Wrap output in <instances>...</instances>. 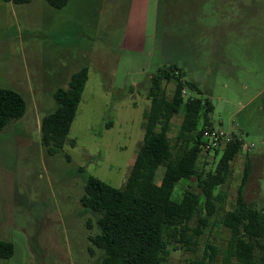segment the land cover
Listing matches in <instances>:
<instances>
[{
	"label": "rangeland",
	"instance_id": "obj_1",
	"mask_svg": "<svg viewBox=\"0 0 264 264\" xmlns=\"http://www.w3.org/2000/svg\"><path fill=\"white\" fill-rule=\"evenodd\" d=\"M69 2L61 10L46 0L10 7L9 29L0 32V56L12 57L14 90L27 102L25 116L0 132V216L10 218L18 254L27 250L32 264H96L101 252L91 254L89 238L98 233L97 217L81 204L86 178L125 185L144 137L151 77L163 66L178 65L212 102L213 127L243 140L232 176L217 191L226 195V210L235 206L248 162L245 199L263 209L264 0ZM84 67L90 79L69 141L50 156L41 141L43 117L57 108L54 93ZM134 82L136 91L128 92ZM174 90L167 86L170 96ZM182 112L172 122L173 141ZM218 160L215 152L201 156L199 170L207 173ZM189 185L201 194L196 178ZM186 189L180 182L175 198ZM219 220L192 251L178 246L165 264H225L230 232ZM207 245L218 250L213 261Z\"/></svg>",
	"mask_w": 264,
	"mask_h": 264
},
{
	"label": "trees",
	"instance_id": "obj_2",
	"mask_svg": "<svg viewBox=\"0 0 264 264\" xmlns=\"http://www.w3.org/2000/svg\"><path fill=\"white\" fill-rule=\"evenodd\" d=\"M31 1L12 0L15 5ZM69 1L46 0L58 10ZM89 79L90 69L84 67L71 76L67 88L54 93L57 108L41 123V141L48 155L59 154L67 145ZM171 83L175 90L170 96L167 86ZM185 90L190 92L188 97ZM201 95L197 83L187 81L178 65L159 68L151 77L144 137L127 182L117 188L95 176L86 178L81 204L86 213L97 217L98 233L89 238L91 254L95 253L94 248L101 252L96 264H165L173 250L192 251L216 218L230 232L225 264L234 259L238 264H264V208L258 209L245 199L250 163L246 164L232 210H226V195L217 192L232 176V163L243 149V140L233 135L231 143L215 151V157L219 156L215 168L207 173L199 170L202 132L214 128V106ZM182 109L183 122L173 141L172 122ZM26 112L27 102L22 94L0 87V132L22 119ZM162 168L158 184L156 178ZM193 178L197 179L201 194L190 190ZM180 182L188 189L181 199H176ZM194 221L196 226L192 227ZM209 250L213 261L218 250L207 245L206 255ZM14 252L12 242L0 241V259H8Z\"/></svg>",
	"mask_w": 264,
	"mask_h": 264
},
{
	"label": "crops",
	"instance_id": "obj_3",
	"mask_svg": "<svg viewBox=\"0 0 264 264\" xmlns=\"http://www.w3.org/2000/svg\"><path fill=\"white\" fill-rule=\"evenodd\" d=\"M33 0L26 4L32 5ZM70 3V2H69ZM69 5V4H68ZM12 0H0V32L7 31L9 29L8 10L10 7H15ZM15 9V8H13ZM1 46V45H0ZM1 49V48H0ZM15 74L12 65V57L9 55L0 56V87L5 89L15 88ZM45 80L41 83V86L45 87ZM140 83H132L126 85L125 88L128 92H135L137 85ZM47 87V86H46ZM44 118V117H43ZM10 218L8 216H0V241L12 242L15 246L14 255L8 259H0V264H32L30 254L27 250L23 254H18L16 243L12 240L9 230Z\"/></svg>",
	"mask_w": 264,
	"mask_h": 264
},
{
	"label": "built area",
	"instance_id": "obj_4",
	"mask_svg": "<svg viewBox=\"0 0 264 264\" xmlns=\"http://www.w3.org/2000/svg\"><path fill=\"white\" fill-rule=\"evenodd\" d=\"M183 93L186 95L187 91L185 90ZM232 141L233 135L228 134L223 129H205L202 132L201 137V155H209L210 153H213L218 149H223ZM246 148V150L250 149L248 146H246ZM243 149H245L244 145Z\"/></svg>",
	"mask_w": 264,
	"mask_h": 264
}]
</instances>
